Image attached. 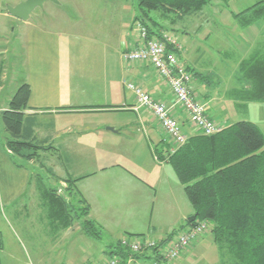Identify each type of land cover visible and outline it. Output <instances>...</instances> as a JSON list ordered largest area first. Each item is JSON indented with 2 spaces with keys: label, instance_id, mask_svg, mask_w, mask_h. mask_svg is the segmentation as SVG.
Masks as SVG:
<instances>
[{
  "label": "crops",
  "instance_id": "crops-1",
  "mask_svg": "<svg viewBox=\"0 0 264 264\" xmlns=\"http://www.w3.org/2000/svg\"><path fill=\"white\" fill-rule=\"evenodd\" d=\"M19 1L10 2L5 9L16 6ZM73 1L77 5L81 2L84 5L90 1L96 2L101 11L98 16L103 22L86 21L83 17L84 21H79L76 26L72 16L69 20L57 17L64 8L75 11L70 7ZM110 2L111 0H58L61 7H51L54 16L47 22L36 13L25 22L16 19L18 23L15 38L10 45L11 51L6 48L1 54L3 59L6 56V59L10 57L13 60V63L8 64L17 72L18 78L14 89L8 88L7 91L4 82L8 73H0V112L8 108L20 86H29L26 112L29 118L26 122L32 124L34 136L42 143L43 150L38 153L42 158L37 167L41 169V173L50 175V178H39L44 182L47 180L46 186L52 189L56 187V190L66 185V178H80L75 189L89 206L88 220L100 229V238H97L84 234L80 224L68 229H64L62 225H48L55 227L54 230L57 231L53 240L48 241L52 249L48 254H57L53 250L58 247L59 260L62 257L65 262V258L73 256L74 261L69 264L106 263L114 258L110 257V252L123 240L120 238L122 233L128 236L126 238L129 241L147 238L160 242L163 239L154 238L153 233H165L166 229L170 231L183 227L194 214L171 164L158 158L157 151L168 150L162 142L167 143L169 140L150 113L144 108L136 107L135 95L128 90L127 84L135 85L153 100L167 105L186 138L198 132L189 124L182 108L175 104L168 85L156 71L146 63H134L130 66L124 64L122 54L136 46L137 42L136 35L127 32L128 26L132 27L131 24L138 15L137 9H132L135 14L132 19L122 20L123 16L117 18L116 13L123 6L120 7L118 1L113 4ZM234 18L237 19L235 15ZM70 23L74 26H70V31L63 28ZM98 24H103L104 29ZM79 26H84L85 29L81 30ZM259 38L261 37H255L249 42L250 45L254 44V53L260 46ZM186 53L187 47H184L179 59L190 72V92L206 105L207 115L214 123L222 129L228 127L232 123H226L225 118L218 122V119L224 117L225 101H220L219 94L214 95L208 90L217 88L211 85L212 74L204 75L198 69L199 63L204 59L202 53L198 50L193 58L186 56ZM195 73L208 77L210 81L193 77ZM109 128L112 131L107 130ZM2 135L5 139V135ZM170 145L171 151L175 152L177 147ZM0 151V160L9 163L8 158L11 159L14 155L4 144ZM13 167L20 166L14 164L11 168ZM6 168L9 173V167ZM37 182L36 180L35 186L38 188ZM55 182L58 187H51ZM34 190L37 191L36 188ZM17 192L18 190L9 191L6 201L17 197L20 191ZM181 194L186 198L184 202ZM180 204L183 205L182 209L179 208ZM168 220L169 225L165 227ZM118 222L128 223L123 229L111 232L109 226ZM106 229L109 234H105ZM184 229L185 227L180 231L183 232ZM72 230H76V233L68 238L67 234ZM207 238L205 235L199 239L176 261L163 264H190L193 258L196 259L195 248L201 249L199 254L206 256L203 251L206 249L204 245ZM209 242L216 247L217 264L225 262L226 258L211 236ZM120 250L118 246L116 252ZM201 259L204 261L207 257ZM149 262L143 256L134 260L127 257L125 264Z\"/></svg>",
  "mask_w": 264,
  "mask_h": 264
},
{
  "label": "trees",
  "instance_id": "trees-1",
  "mask_svg": "<svg viewBox=\"0 0 264 264\" xmlns=\"http://www.w3.org/2000/svg\"><path fill=\"white\" fill-rule=\"evenodd\" d=\"M111 1H132L138 14L131 24L133 35H136L133 23L140 21L148 32V38L162 40L166 52L173 54L177 59L184 48L179 42L178 33L182 32L178 26L183 25L188 18L197 17L203 8L215 2V0ZM235 17L241 29L264 21V0L245 8ZM167 38L173 39V43L167 41ZM138 44L137 38L136 46L129 50L135 49ZM127 52L129 51L124 53ZM250 56L239 63L238 76L242 82L247 83V86L233 93L236 105L264 103V51H256ZM179 61L190 80L189 70L181 59ZM193 77L201 78L202 75L195 73ZM201 79L210 81L208 77ZM191 94L196 102L203 103L194 93ZM29 96V86L26 84L20 86L8 108L0 112V120L6 136L3 142L6 149L15 156L32 161L34 157H39L38 153L43 148L42 143L34 136L32 124L26 122L29 118L26 115ZM219 127L220 131L213 136H205L197 131L198 134L186 138L185 144L177 147L175 152L171 151L172 142L167 137L169 142L162 144L167 146L168 150L157 151L159 160H167V163L171 164L178 181L183 185L185 197L193 208L196 220L173 229L168 238L160 241L159 245L149 252L133 254L118 242L110 252V257L118 258L121 264H125L127 257L134 260L143 256L148 261L152 259L160 261L157 253L161 246L168 244L172 236L184 227L187 229L195 224L207 222L209 236L227 260L221 264H264V136L260 127L250 121H237L223 129ZM50 174L54 176L51 171ZM79 179L66 178L64 180L66 188L58 191L55 188H48L44 180L39 178L37 186L44 202L43 206L45 205L53 224L68 229L75 225L76 220L84 234L100 238V231L88 220V204L75 189ZM118 246L121 250L116 252ZM2 250L3 240L0 234V253Z\"/></svg>",
  "mask_w": 264,
  "mask_h": 264
},
{
  "label": "rangeland",
  "instance_id": "rangeland-1",
  "mask_svg": "<svg viewBox=\"0 0 264 264\" xmlns=\"http://www.w3.org/2000/svg\"><path fill=\"white\" fill-rule=\"evenodd\" d=\"M12 1L14 0H0V55L4 53L6 48L11 51L10 45L16 35L15 27L18 22L5 9V6ZM259 1L261 0H215V2L203 8L201 13L196 15L197 17L188 18L183 25L178 26V29L182 32L178 33V38L179 42L184 47H187L186 56L189 55V57L193 58L196 53L198 54V50H200L202 53L201 56L204 59L199 63L198 69L204 75L212 74L211 85L217 86L212 91L210 88L208 90L214 95L219 94L220 101H225L223 110L224 117L218 119V122H222L224 118L226 123L232 124L237 121H250L260 127L264 136V103H247V105L243 106V104H240V106L236 105L233 99L235 90L246 88L247 86V83L242 82L238 76V67L242 60L244 61L246 58H250V55L255 51H253L254 44H249L250 40L252 41L255 37H261L258 39L260 46L257 51H264V21L241 29L234 15L239 13L243 8L251 7ZM113 2L115 1H111L110 4H113ZM118 3L120 7H123L122 9H118L116 17L123 16L121 17L122 20L132 19L133 15H135L132 9H136V6H132L134 3L132 1H118ZM53 5L52 3H47V5L43 6V9H36L34 13L47 22L54 16ZM58 6L61 7V4L59 3ZM70 7H73L75 11H68L64 8L60 10L57 17L69 20L70 16H72L75 18L74 25L76 26L79 21H84L83 17L86 18V21L103 22L98 16L101 13L99 11L100 6L96 5L94 1H90L87 5H84L82 2L77 5L73 1ZM107 18L108 16L106 15L105 19ZM98 25L102 30L104 29L103 24ZM70 26L71 23L63 28L70 31L71 28H74V26H71V28ZM78 28L81 30L85 29L84 26H79ZM127 32L134 33L129 26ZM246 52L248 55H245ZM3 57L2 55L0 56V65L3 63L0 67V73L2 74V71L6 74L8 73L7 79L4 82L8 91V88L13 87L14 89L18 75H16L17 72L11 69L10 64H8L13 63V60L10 57L8 59H6V56L4 59ZM2 133L5 134L0 120V147L4 142ZM41 158V156L40 158L34 157L32 161H27L14 155L11 157L12 160L8 158L9 163L6 160H0V234L3 240V250L0 253L1 264H69L71 261H74L72 255L65 258V262L62 261L61 256V260H59L58 247H55L53 250L57 254L53 256L48 254L52 250L48 245V241L54 238L53 236H55L57 231L54 230L55 227L48 226L53 223L47 214L45 205L43 206L44 202L40 197L38 188L35 186L36 179L39 181V177L46 176V178H50L49 174L41 173V169L37 167L38 159L41 160ZM14 164L20 167L11 168ZM6 167H9V173H7ZM47 184L48 181L46 180L45 185ZM54 186L58 187L56 182L51 184V187ZM66 186L67 184L64 187L57 188V190L62 191ZM35 188L37 190L36 192L34 190ZM14 190L20 191L19 195L6 201L9 191ZM181 196L183 197L182 194ZM185 200L186 198L183 197V202ZM182 207L183 205L180 204L179 208L182 209ZM74 222L75 224L78 223L76 220ZM127 223L118 222L117 224L109 226V228L111 232H114L123 229ZM165 223V227H167L169 220ZM96 230L98 229L96 228ZM171 231L166 229V234L162 232L152 233L154 238L160 240L168 238L171 235ZM106 232L105 234H109L107 229ZM75 233L76 230H72L67 234V237L70 238ZM206 235L208 241H206L204 245L206 249L203 251L206 256L200 255L199 252H201V249L195 248L194 254L196 255V259L193 258V262L190 264L218 263L216 259V247L209 242L208 232ZM126 237H128L126 234L122 233L120 235V238L124 239ZM70 243H68L69 246H71ZM68 245L65 247L68 248ZM190 254L193 253L190 252ZM204 257H207V259L203 261L201 258Z\"/></svg>",
  "mask_w": 264,
  "mask_h": 264
},
{
  "label": "built area",
  "instance_id": "built-area-1",
  "mask_svg": "<svg viewBox=\"0 0 264 264\" xmlns=\"http://www.w3.org/2000/svg\"><path fill=\"white\" fill-rule=\"evenodd\" d=\"M136 36L138 38V47L129 50L122 55V60L126 66L134 63H147L160 79L165 82L171 94L173 95L176 105L184 110L188 116L189 124L200 134L205 136H213L220 131V127L216 126L206 115L207 107L203 103L195 101L188 87L189 76L186 73L179 59L173 54H168L164 48V42L159 39L148 38L146 28L139 21L133 23ZM164 38L166 36L164 35ZM167 41L173 43V39L167 38ZM128 90L133 92L136 98V107L146 109L154 121L157 122L160 129L175 147H179L187 141L179 124L170 112V109L153 100L143 90H140L133 84H127ZM208 223H198L193 227L184 229L175 239L169 241L168 244L161 246L158 251L160 261L150 260L148 264H163V262L176 261L182 253L194 245L199 239L204 237L208 232ZM152 239L140 238L129 241L127 238L120 241L122 247H127L133 254L143 251L149 252L155 249L159 244ZM104 264H121L118 258H112Z\"/></svg>",
  "mask_w": 264,
  "mask_h": 264
},
{
  "label": "water",
  "instance_id": "water-1",
  "mask_svg": "<svg viewBox=\"0 0 264 264\" xmlns=\"http://www.w3.org/2000/svg\"><path fill=\"white\" fill-rule=\"evenodd\" d=\"M47 3L58 5V0H20L16 6L6 7V11L11 17L25 22L29 20L36 9H43V6ZM107 130L112 131L111 128ZM187 220L188 223H193L196 220V216L190 217Z\"/></svg>",
  "mask_w": 264,
  "mask_h": 264
}]
</instances>
